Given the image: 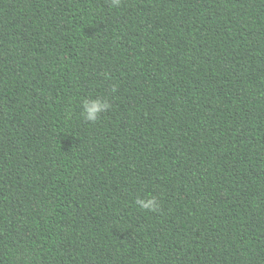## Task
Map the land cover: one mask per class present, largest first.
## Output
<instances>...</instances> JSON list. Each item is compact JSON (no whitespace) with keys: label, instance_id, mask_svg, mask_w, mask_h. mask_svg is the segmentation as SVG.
I'll return each mask as SVG.
<instances>
[{"label":"trees","instance_id":"obj_1","mask_svg":"<svg viewBox=\"0 0 264 264\" xmlns=\"http://www.w3.org/2000/svg\"><path fill=\"white\" fill-rule=\"evenodd\" d=\"M0 264H264V0H0Z\"/></svg>","mask_w":264,"mask_h":264}]
</instances>
